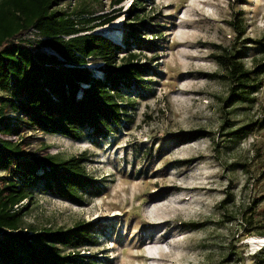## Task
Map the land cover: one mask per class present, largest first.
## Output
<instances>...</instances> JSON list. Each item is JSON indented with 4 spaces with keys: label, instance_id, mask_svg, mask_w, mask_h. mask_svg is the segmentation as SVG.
Masks as SVG:
<instances>
[{
    "label": "rangeland",
    "instance_id": "rangeland-1",
    "mask_svg": "<svg viewBox=\"0 0 264 264\" xmlns=\"http://www.w3.org/2000/svg\"><path fill=\"white\" fill-rule=\"evenodd\" d=\"M132 1L114 7L111 0H61L60 9L117 17L94 33L123 46ZM142 1L147 28L158 35L142 39L157 43L134 51L152 70L143 88L122 89L127 112L115 133L87 134L80 142L27 135L28 149L39 155L86 154L99 188L81 204L35 189L26 223L93 224L96 242L81 252L87 263L264 264V245L252 243L264 233V86L254 104L228 114L229 85L214 76L223 74L215 60L223 49L239 50L248 67L264 61V0ZM239 19L244 38L234 27ZM27 37L38 39L35 31ZM102 66L91 68L101 77ZM251 123L259 127L246 139L228 136ZM199 130L210 134L185 144L172 140Z\"/></svg>",
    "mask_w": 264,
    "mask_h": 264
},
{
    "label": "trees",
    "instance_id": "trees-1",
    "mask_svg": "<svg viewBox=\"0 0 264 264\" xmlns=\"http://www.w3.org/2000/svg\"><path fill=\"white\" fill-rule=\"evenodd\" d=\"M127 1L111 0V5ZM144 4L132 1L134 19L120 46L94 33L115 21V16L94 17L86 8L78 13L64 11L61 0H0V173L4 174L0 175V264H97L92 258L93 263H87L81 255L96 242L93 224L39 229L26 223L35 189L42 187L54 197L81 204L99 188L87 171L86 154L39 155L28 149L27 135L80 142L87 134L104 138L115 133L127 112L122 89L143 88L152 70L134 51L153 50L157 43L142 39L158 36L147 28L146 14L141 15ZM241 20L234 27L244 38ZM34 31L38 39L28 38ZM215 60L223 74L214 76L229 85L223 100L228 114L238 105L254 104L264 86L263 59H254L253 67H248L241 52L230 48ZM96 63L103 64L101 77L91 68ZM258 127L251 123L228 136L241 141ZM209 134L182 132L172 140L185 144Z\"/></svg>",
    "mask_w": 264,
    "mask_h": 264
},
{
    "label": "bare ground",
    "instance_id": "bare-ground-1",
    "mask_svg": "<svg viewBox=\"0 0 264 264\" xmlns=\"http://www.w3.org/2000/svg\"><path fill=\"white\" fill-rule=\"evenodd\" d=\"M252 243L255 244V245H264V236L263 237H259V238H254L252 240Z\"/></svg>",
    "mask_w": 264,
    "mask_h": 264
}]
</instances>
